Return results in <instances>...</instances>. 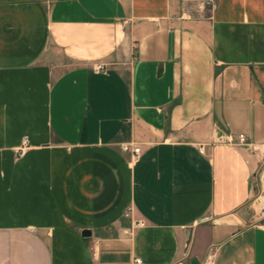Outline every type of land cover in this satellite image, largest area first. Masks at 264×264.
I'll return each instance as SVG.
<instances>
[{"label":"crops","instance_id":"crops-1","mask_svg":"<svg viewBox=\"0 0 264 264\" xmlns=\"http://www.w3.org/2000/svg\"><path fill=\"white\" fill-rule=\"evenodd\" d=\"M207 2L0 0V264H264V0Z\"/></svg>","mask_w":264,"mask_h":264},{"label":"built area","instance_id":"built-area-1","mask_svg":"<svg viewBox=\"0 0 264 264\" xmlns=\"http://www.w3.org/2000/svg\"><path fill=\"white\" fill-rule=\"evenodd\" d=\"M210 6L212 7H216L217 4V0H208L207 2ZM239 142L241 144H249L247 138L245 135H240L239 136ZM27 139H24L23 145L20 148V153H24V151L27 148ZM122 149L124 151H131L134 153V155L136 157L139 156L140 154V147L138 146H134L132 144H125L122 146ZM254 151L257 154L258 157V167L257 170L255 172V175L257 177V184H258V191H257V195L255 197V201L258 202L259 207L261 209V214L264 215V144H256L253 146ZM132 211H133V207L130 206L127 211H126V216L127 217H131L132 216ZM145 225V223L142 220H137L135 222V226L136 228L139 227H143ZM215 261V253L214 251H210L209 254L207 255L205 261L203 262V264H214ZM134 264H143L142 260L140 258L135 259Z\"/></svg>","mask_w":264,"mask_h":264},{"label":"water","instance_id":"water-1","mask_svg":"<svg viewBox=\"0 0 264 264\" xmlns=\"http://www.w3.org/2000/svg\"><path fill=\"white\" fill-rule=\"evenodd\" d=\"M84 235H90V232L88 230H85Z\"/></svg>","mask_w":264,"mask_h":264}]
</instances>
